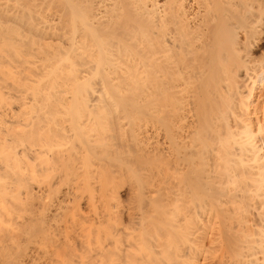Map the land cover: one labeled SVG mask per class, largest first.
Masks as SVG:
<instances>
[{"label":"bare ground","instance_id":"1","mask_svg":"<svg viewBox=\"0 0 264 264\" xmlns=\"http://www.w3.org/2000/svg\"><path fill=\"white\" fill-rule=\"evenodd\" d=\"M0 28V150L32 162L12 171L25 198L62 183L50 211L71 207L100 264H264V0H0ZM114 161L150 166L158 245L100 230L121 212Z\"/></svg>","mask_w":264,"mask_h":264},{"label":"rangeland","instance_id":"2","mask_svg":"<svg viewBox=\"0 0 264 264\" xmlns=\"http://www.w3.org/2000/svg\"><path fill=\"white\" fill-rule=\"evenodd\" d=\"M10 4H13V1L10 2ZM1 72H2V69L0 70V87L10 86V87L16 88L14 85L13 79L11 77H6L4 80V77L2 76ZM5 90L7 89L5 88ZM6 100H11V99L2 98L0 96V102L6 101ZM38 101L41 103H44V101L41 100L40 98L38 99ZM30 104L34 105V102ZM30 104L24 108L25 111L30 110L31 108ZM19 113L20 111L19 112L17 111V115ZM119 147H117L118 150L123 149V148H124L123 150H126V151L128 150V148L124 146L123 147L119 146ZM128 147L131 151L135 150V148H133L132 145ZM130 150H128L126 153H130L131 152ZM18 157L19 158L15 160L8 161L10 166H5L4 164H7V162L3 161V155L0 150V166L4 165L5 167V170L2 169L0 171V175H1L0 176V264H100L99 263L100 259L97 258V256H95V253L93 251L88 252V249H87L88 247L85 244V240H86L85 234L86 233L83 234V232H81L80 229H82L83 227H81L82 225L81 226L79 225L78 223L79 221L75 225H73V227L76 229H74L73 227H70L69 215L71 212V207H69L67 211L63 210V211L56 212V213H53L50 211V205H51L50 200L54 197V194L56 192H59L58 190H60V188L61 190L64 188V185L62 183L58 184L59 182L56 181V184H55L56 179H52L54 181H51V182H54V183H51L53 186V187L52 186L50 187L51 194L49 195L48 198L43 200L44 202L36 201L35 203H32L30 198L27 199L24 197V194H22L23 188L19 189L18 184L14 182L16 179H13L12 171L17 170L18 168H21L22 171H24L27 175H29L32 170L31 168L32 162L27 163L28 159L26 156H18ZM114 162L115 163L111 162L112 164H114L113 166L110 162H107V164H108L109 171L112 172L113 173L112 175L114 176L113 185L114 187L117 186V189L116 188L115 189H116V192H118L117 195L119 197L117 198H118V201L120 202L121 212L119 213V216L117 215V217L116 215H114V217L111 218L112 220H110L109 224L108 223L103 224L104 226L102 225L100 227V230L105 227H108L110 230H112L117 225L120 227H126V228L128 227L127 230L129 231H132L131 228H133L134 229L133 231H135V230H138L137 228H139L140 230L141 224H142V227L145 225L143 228H145L147 231H152V232H149L151 236L149 237L151 241V245L152 243L155 244V246L158 245L159 244L158 241H161L159 234L155 233V231L158 233V230H157L158 221L154 222L155 224L154 223L148 224L146 221V219L152 216L153 218L155 217L153 221L157 219L156 210L154 208L149 209L150 204L146 200L147 197L152 194V192L149 195H146V194L144 195V197L147 196L146 199L144 198L146 204L142 206V204L144 203L140 204L141 200L138 198V194H137L138 191L136 190L137 187L139 186V178H141L142 177L141 175H143L144 173H145L144 175H146L147 173L146 170L148 169L149 165L147 166L146 164L138 163L140 164V167H139L137 163L133 162V164H131L132 163L131 161L130 162L131 165L129 163H127L125 166L122 165L124 166L123 171H122L120 168H118L119 166V165L117 166L118 163L116 161ZM109 164L111 165L112 168L109 167L110 166ZM48 165H51V161L46 162L45 165L43 166H39V163L37 164L35 163L37 170H41ZM135 165H136V168H135ZM142 165L143 166L146 165L145 169ZM126 167L128 168V171ZM125 169L127 173L124 172ZM137 173H140V174H137ZM36 177L37 179L32 181L34 184H37L40 182L47 184L49 180V178H46L45 174L42 175V173L41 174L38 173ZM154 181L155 180H153V182ZM154 183L152 184V181H151L150 185L148 184L149 185L148 188L150 186H154ZM156 185H157V182L155 183V188H156ZM155 188H153V192L155 193L152 194L154 197L157 196L156 195L157 189ZM18 189H19L20 195L18 194ZM92 190L94 189L92 188ZM150 190L152 189H149V191ZM97 192L98 190L94 191V193H97ZM85 201H86V198L78 201L79 203L78 205L80 208L79 210L80 212H82L81 215H83V213H85L86 215L87 212L89 211V206L86 203L87 201L86 202ZM78 205L76 203L75 210L77 209L76 207H78ZM143 208L145 209V211ZM148 210H150L151 212ZM130 211L136 214V216ZM143 214H145L146 216L144 217L143 220H141L140 217ZM83 216L78 218L81 221L80 224H82V220H84L85 218H88V217H83ZM133 217L135 219H133ZM67 224L69 225L68 228L69 229L71 228V231L68 229L69 232L67 231L68 234L65 235L66 232L64 228L67 227ZM122 224H124V226ZM148 225L149 227L152 226L150 230H149V227H146ZM62 228L64 232L62 231ZM155 228L157 229L155 230ZM82 231L85 232L84 229H82ZM153 238L156 241L153 242L152 241ZM92 245L93 244H91V247ZM143 248L144 246H142L141 249ZM26 254L29 255L30 257L28 259L23 260ZM146 262L145 263L143 262V264H146ZM150 263L155 264L154 260H151L149 264Z\"/></svg>","mask_w":264,"mask_h":264}]
</instances>
